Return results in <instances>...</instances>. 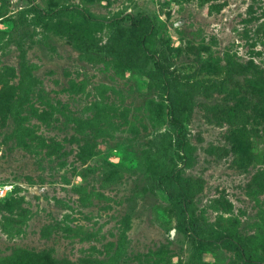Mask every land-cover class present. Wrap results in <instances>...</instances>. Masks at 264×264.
Wrapping results in <instances>:
<instances>
[{"label": "rangeland", "instance_id": "1", "mask_svg": "<svg viewBox=\"0 0 264 264\" xmlns=\"http://www.w3.org/2000/svg\"><path fill=\"white\" fill-rule=\"evenodd\" d=\"M32 4L72 39L0 0V264H264V0Z\"/></svg>", "mask_w": 264, "mask_h": 264}, {"label": "trees", "instance_id": "2", "mask_svg": "<svg viewBox=\"0 0 264 264\" xmlns=\"http://www.w3.org/2000/svg\"><path fill=\"white\" fill-rule=\"evenodd\" d=\"M27 2H29L32 6L31 9L38 14L40 17H37V23L42 25V27L47 28V29H54L56 33H58L59 35L62 36H69L70 39L71 35H72V30H71V26L67 25V30L66 32L61 31V30H57V28H55V26H50L49 24H47L46 22L44 23V19L42 17H51L54 16L58 13H64L67 8H60L56 11H43L39 8H37L33 3V0H26ZM80 16L82 17L83 20L85 21H89L91 19V17L89 16L88 12L86 10H78ZM42 16V17H41ZM131 25L134 28H138V21L135 18H131ZM124 21V18L121 17L119 19L114 20L112 23L113 24H119L121 22ZM85 50H87L88 48L85 47ZM154 65L155 68L161 72V67L159 64V61L157 58H154ZM161 83L163 84V88H164V92L167 95V99H168V94H169V86L167 84V82L165 81V79L163 77L160 78ZM170 124L172 126L175 127H179V124L175 121V120H170ZM179 142V139H178ZM160 177V179H162L163 181H167V182H173V173H160L158 175ZM171 203L173 208L176 211V220H177V226L179 228V230L186 234L187 236L190 237H194L195 239H199L200 241L202 240V238H198L196 236L197 233V228L198 225L193 222L192 220L188 219L187 217V211H188V200L187 197L185 195L184 192L178 190L176 191L172 196H171ZM214 243H217L221 246H226L229 247L230 249L236 251V253L240 256V258L243 261V264H261L258 260L255 259V257L247 250V248L241 243V241L236 238L235 236H232L228 233H219L216 234V236L213 239ZM19 258L16 259L14 262L12 263H1V264H34L32 261H30L29 259H26L25 257H20V255L18 256Z\"/></svg>", "mask_w": 264, "mask_h": 264}, {"label": "built area", "instance_id": "3", "mask_svg": "<svg viewBox=\"0 0 264 264\" xmlns=\"http://www.w3.org/2000/svg\"><path fill=\"white\" fill-rule=\"evenodd\" d=\"M2 194V190L0 191V195Z\"/></svg>", "mask_w": 264, "mask_h": 264}]
</instances>
